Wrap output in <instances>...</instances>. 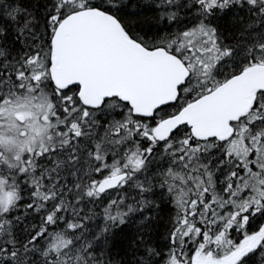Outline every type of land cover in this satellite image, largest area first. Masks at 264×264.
Segmentation results:
<instances>
[{
    "label": "snow or ice",
    "instance_id": "obj_1",
    "mask_svg": "<svg viewBox=\"0 0 264 264\" xmlns=\"http://www.w3.org/2000/svg\"><path fill=\"white\" fill-rule=\"evenodd\" d=\"M0 264H264V0H0Z\"/></svg>",
    "mask_w": 264,
    "mask_h": 264
}]
</instances>
